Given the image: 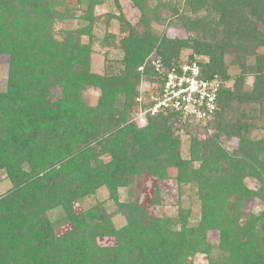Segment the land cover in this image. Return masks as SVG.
Here are the masks:
<instances>
[{"label": "trees", "instance_id": "1", "mask_svg": "<svg viewBox=\"0 0 264 264\" xmlns=\"http://www.w3.org/2000/svg\"><path fill=\"white\" fill-rule=\"evenodd\" d=\"M113 1L119 9V0ZM129 1L140 11L137 25L127 23L122 13L95 15L99 1L76 0L86 6L78 17L85 25L60 30L57 39L55 23L76 18L66 0H0V56L8 58L7 85L0 92V173L11 185L0 195V264H141L134 261L135 253L146 251L156 264H177L192 235L207 264H264V245H259L264 205L258 213L247 209L253 200L264 204V137L249 138L250 124L242 121L262 119L264 113V0ZM114 17L126 35L118 45L108 33L98 41L95 26L102 20L107 26ZM153 22L166 25L165 30L155 34ZM168 30H182L183 36H170ZM96 42L121 51L120 67L103 75L91 72ZM184 49L190 51L188 62L195 54L208 57L202 74L222 85L211 118L204 124L187 121L197 125L188 138L187 159L170 126L179 116L147 113L145 126H137L138 112L151 106L148 98H140V83L160 89L164 82L149 59L169 69L181 63ZM227 51L237 55L234 65L240 72L231 88H225ZM246 77L253 79L248 89ZM88 89L98 91L94 105L84 98ZM232 106L240 110L238 120L229 124L225 115ZM199 126L211 135L199 137ZM234 135L239 144L227 152ZM219 156L231 174L222 178L230 179L233 189L225 190L227 206L210 212L220 200L212 188L206 190L203 171ZM164 165L174 170L178 185H197L206 219L198 228L186 230L187 210L173 220L148 218L135 201L126 200L142 172L168 179ZM246 179L257 186L247 187ZM100 188L125 215V227L115 229L101 206L73 212L74 202ZM66 222L70 231L57 234ZM153 226L168 227L172 237L157 234L158 239L146 240L140 235L154 233ZM208 227L220 232L217 248L207 249L203 231ZM107 236L116 238L117 255L113 248L91 253L89 242Z\"/></svg>", "mask_w": 264, "mask_h": 264}, {"label": "rangeland", "instance_id": "2", "mask_svg": "<svg viewBox=\"0 0 264 264\" xmlns=\"http://www.w3.org/2000/svg\"><path fill=\"white\" fill-rule=\"evenodd\" d=\"M99 1L94 7V14L103 17L105 14L110 13L114 16H118L119 13H122L125 21L130 25H137L138 20L140 19V11L137 10L134 5L129 0H119L118 5L119 9L115 5L113 0H96ZM182 1V0H179ZM166 2L173 3L174 0H166ZM68 8L75 13L76 18L71 21L66 22H56L54 25V36L58 39L59 38V31L63 29H76L85 25L82 21L78 19V17L82 16L84 11L86 10V6H79L76 0H66ZM189 25V20L184 18V25ZM120 21L114 17L110 20L109 24L106 26L104 24V20L100 21L94 28V32L97 36L98 41L104 37L105 34H111L115 37L114 43L118 45L120 39L125 36L126 34L121 33L120 31ZM166 25L158 24L156 22L152 23V31L155 34H160L163 30H165ZM176 31V30H175ZM168 35L173 36L177 34V36H183L182 30H177L174 34L172 31L168 30ZM102 44V43H101ZM252 50L249 49L246 52L245 57H248L251 54ZM190 56L189 49H184L180 55V58H188ZM198 57L203 64L208 63V57L202 55H194ZM193 56V57H194ZM234 53H227L224 56V61L226 64L225 67V76L229 77L230 80L225 83V88H231L233 83V78L237 76L240 72L239 69L234 65L235 61ZM122 57V53L119 49L115 48L114 46L111 47H103L98 42H96L92 48V52L90 54V70L92 73L103 75L105 72L109 71L110 69L116 70L120 67V60ZM242 59V55L240 57ZM249 58V57H248ZM7 68H8V58L6 56H0V92H4L7 85ZM218 82V81H217ZM253 79L252 77H246L244 80L245 88H250L252 85ZM219 84V82H218ZM152 86L147 82H141L139 85V94L141 97L148 98L149 93L151 92L150 88ZM222 87V85H221ZM220 84L218 85V91L221 90ZM148 95V97H147ZM98 96V91L94 89H88L84 92L85 100L91 105L96 103V99ZM217 109V108H216ZM215 109V111H216ZM240 107L232 106L228 113H226L225 117L229 124L235 123L238 120V111ZM214 111V112H215ZM213 112V114H214ZM139 114V112H138ZM211 114L209 118L213 115ZM144 116V115H143ZM262 119H257L248 116L246 119H242V121H246L247 124H250V131L248 133V137L253 139H258L260 137H264V113ZM259 117V116H258ZM138 118V117H137ZM209 118L206 120L208 121ZM142 119V118H141ZM203 121V124L206 122ZM196 122V121H195ZM137 126L144 127L145 121L144 119L142 122L138 120ZM171 131L173 132L174 136L178 137L181 145H180V153L181 157L184 159L188 158V138L190 135H193L195 124L189 123L187 121H182L181 119L174 120L171 123ZM260 126V127H259ZM203 127V126H202ZM199 126L198 134L199 137H203L205 134L207 136L211 135V131L205 133V129ZM220 144L226 146V142L220 141ZM239 144V139L237 135H234L230 141H228V148L225 151L229 152L228 150H232V148H236ZM195 168H198V164ZM164 171L168 174V179H157L150 175L148 172H142V174L135 178L134 182L132 183L133 188L131 193L128 195L126 200L135 201L137 205L146 212L147 216L150 218H163L168 217L176 219L179 217L180 210H187V217H186V230L190 228H198L202 225L206 219L203 218L201 204L198 199L197 195V185L195 183L191 184H180L178 185L174 181V170L170 169L167 166H163ZM205 173V177L207 181L204 182L207 184V189L209 190L212 188L214 191L212 192L214 198H218L220 200V204L218 207L210 210V212L218 211V208L223 205H226L225 200L227 199L226 196L224 197L225 190L227 189L229 192L233 189L232 182L230 179L222 178V174H226L231 176L230 170L228 171L224 161H222L221 157L219 156L216 160L211 159V165L208 166L206 170L203 171ZM245 185L251 189L257 186L254 180L249 181L246 179L244 181ZM11 187L10 182L7 181L2 173H0V195L4 194L9 188ZM120 202L122 203L125 200L124 191L121 190L119 193ZM158 199V203L154 201ZM216 201V200H215ZM263 203L258 202L257 200H253L248 210H252L254 213H258L262 210ZM101 206L103 211L110 216V222L115 227V229H120L127 225V220L125 215L118 210V206L114 202L113 199H110L108 190L105 188H100L96 191V193L92 196L85 197L82 200L73 203V212L75 214H80L86 212L88 210H93ZM227 206V205H226ZM202 212V213H201ZM207 213V212H206ZM51 216L55 214L50 212ZM205 217V215H204ZM227 217V216H226ZM219 221V220H218ZM224 222V221H223ZM67 223V222H66ZM224 224L229 225L230 228L234 227L233 222ZM236 225V223H235ZM261 230L263 231L262 235L259 237L261 240L260 243L263 241L262 244L264 245V223L261 225ZM71 225L69 223L65 224L56 229L57 234H63L64 232H69ZM153 232L150 234H140L146 240L151 237H156L157 234L165 237H172L171 231L167 228L160 227L159 229L153 226ZM178 227L176 229H172L174 235L177 234ZM159 231V233H157ZM205 242L207 243V249L209 248H217L220 244V232L218 229H210L209 227L203 231ZM186 238V237H185ZM158 239L157 237L155 240ZM193 241V243H192ZM186 246L182 252V256L178 259L177 264H207L206 261V254L200 253L202 248L200 245H196L194 243L193 235L191 239L186 238ZM180 242L176 243V246H179ZM89 247L91 249V253H95L96 249H115L118 247L116 238L114 237H97L94 240L89 242ZM167 247V244L165 245ZM95 249V250H94ZM115 253L118 252L117 249L114 250ZM158 252H160L158 250ZM190 252L193 254L190 256ZM134 256V261L141 264H156L155 258L150 254H147V251L143 254H137ZM117 255V253H116ZM121 263V262H120ZM123 264H128V262H124Z\"/></svg>", "mask_w": 264, "mask_h": 264}, {"label": "built area", "instance_id": "3", "mask_svg": "<svg viewBox=\"0 0 264 264\" xmlns=\"http://www.w3.org/2000/svg\"><path fill=\"white\" fill-rule=\"evenodd\" d=\"M148 64L161 73L164 82L160 89L150 88L147 97L151 106L146 111H139L138 120L142 122L147 113L152 116L172 112L182 121H206L213 114L217 108L219 84L216 78L209 80L203 76V62L198 57L194 56L189 62L184 58L179 65L169 69H163L160 62L152 58Z\"/></svg>", "mask_w": 264, "mask_h": 264}]
</instances>
